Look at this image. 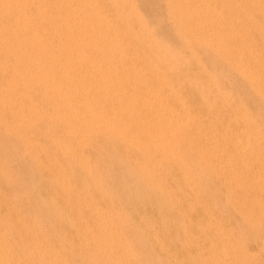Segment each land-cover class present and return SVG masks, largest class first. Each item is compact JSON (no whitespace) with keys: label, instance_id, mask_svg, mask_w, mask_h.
<instances>
[{"label":"bare ground","instance_id":"1","mask_svg":"<svg viewBox=\"0 0 264 264\" xmlns=\"http://www.w3.org/2000/svg\"><path fill=\"white\" fill-rule=\"evenodd\" d=\"M255 4L0 0V155L19 151L0 158V264H140L124 236L139 224L172 264L169 224L216 240L208 188L247 210L242 188L264 197L262 123L203 61L264 104L262 40L235 25Z\"/></svg>","mask_w":264,"mask_h":264},{"label":"rangeland","instance_id":"2","mask_svg":"<svg viewBox=\"0 0 264 264\" xmlns=\"http://www.w3.org/2000/svg\"><path fill=\"white\" fill-rule=\"evenodd\" d=\"M252 1H253L254 4L256 3L253 6L254 8L248 7L250 10H246L245 9L247 11V14L244 13L246 11L243 10V12H241V13L242 14L244 13V15H246V16H244L243 18L239 19V22L237 21L238 23L237 22L235 23V25L237 24L236 27H238V28H239V26L248 28V31H249L248 39L251 38V39H249V41L252 40V42L251 43L249 41H246V42L249 43L250 45H253L254 41L257 42L258 38H260L264 42V40H263L264 39V36H263V34H264V26H263V24H264L263 23V21H264V15H263L264 11H263L262 16H260L261 14L259 15L258 14L259 12H257L255 10V7H256L257 4H258L257 7L259 6L262 10L264 9V0H261L262 2L260 0H256V1L252 0ZM234 12L236 13L237 11L234 10ZM241 13H240V16H242ZM238 15H239V13H238ZM247 15H249V16L247 17ZM250 16H251V18H250ZM248 18H249V20H251V22L253 20V22L252 23L244 22V19H245V21H247ZM241 20H242V22H241L242 24L240 23ZM254 20L255 21L257 20V21L255 22ZM255 23H257V24H255ZM260 23L261 24L263 23V24L261 25ZM258 25H259V27H257ZM256 27H257L258 31H261V32H258ZM260 27H262V28L260 29ZM250 29H252V30H250ZM254 30L256 31L255 33H253ZM259 33H260V35H257ZM254 34H256L257 36L254 35ZM253 35L255 36V38L257 40L254 38V41H253V38H252ZM259 36H261V37H259ZM248 39H246V40H248ZM262 41L260 42V43H262V44H260L261 45V51H262V49H264V47H262V46H264V43ZM263 51H262V53L264 54ZM203 57L202 58H203V61L205 63L204 65H206L208 68H212L213 70L216 71V73L221 71V72H219V75H218L217 86L218 87H220V86L221 87H227V90H229L231 92H232V90H234L235 92L234 91L232 92L234 97L242 105L244 104L243 106H245V109H246L245 112H247V115H249V117L251 116L250 120L251 119L255 120V118H256L257 120H255V121L259 122L260 124L262 123V126L264 128V104L261 101H259L256 98L255 95L251 94V92H249L248 90H246L244 88V86H242L243 84H241V82H239L237 77L235 75H233L234 73L230 69H228L227 67L223 66L222 64L220 65V63H218V62L216 63L215 59H213L211 56H209L207 54L204 55ZM230 78H232V79H230ZM226 83H227V86H226ZM237 94H238V96H237ZM247 107H248L249 110L247 109ZM254 110H255V112H254ZM251 112H253V113H251ZM12 146L13 147L15 146L14 141H9V143L5 142L4 147H6V148L8 147L11 150L8 151V149H6V151H8V152H6L7 154H4V155L2 154L4 156L3 157L4 159L8 158L9 160L14 161V160H12V158H14L15 156H16L15 160L18 158L17 155H18L19 151H17L18 150L17 147L16 148L14 147V150H16L17 152L16 151L11 152V151H13L12 150L13 148H11ZM110 146H108L109 150H111L113 148V146H111V148H110ZM8 154H10V155H8ZM2 155H0L1 159H3ZM6 155L9 156V157H7ZM5 157H7V158H5ZM107 189H110V188H107ZM111 189L118 190V189H122V188H111ZM142 189L144 190V188H142ZM142 189L139 188V190H142ZM242 189L246 191L245 192L246 193L245 194L246 202H253L252 203L253 207L248 209L249 211L247 210L246 207H244L243 201L242 200L239 201L237 199V197H238L237 194L234 195L235 198L231 202L230 200L226 199L223 196L222 191L220 190V188H208V191H210L213 194V196H212L213 199H212L211 203H209L208 206L210 207L211 212L214 214V217L217 218L216 221L218 223V229H216L215 232H213L214 236H215V239H216L215 241H214V238L212 237L213 236L212 233L207 236V231L204 233V235L206 234L205 236H207V237H205V239H204V236H202L203 239H202V237L200 238L199 234H196V233L199 230L204 231L205 228L202 227V226L192 227L191 223L195 222V221H193L192 218L188 220V221L192 220V221H190L189 225L186 223V221L181 220V222L183 221L185 223L183 225L184 226L186 225L185 226L186 230L185 229H181L182 231L181 230L177 231L170 224H169L170 228L167 227V223L164 225V226L167 227V243L166 242H164V243L167 244V245L170 244L169 245V249H170V246H172L175 249L174 250L172 248L173 251L172 250L169 251L172 264H196V263L197 264H226V263L228 264V261H230V260H231V262H229V264H264V221L263 222L262 221L261 222H255L254 219H250L249 218V219L245 220V218L238 216V213H243V211L246 212L247 214H250V216L251 215H256L255 213L258 210H261V211L264 212V197L260 196V194L256 190V188H242ZM254 189H255V192H254ZM247 195H248V197L246 198ZM255 197H257V198H255ZM239 203H241V204H239ZM159 205H158V207H159ZM165 206H167V207H165ZM239 206H241V209H239ZM164 208L165 209L169 208V210H171V209L174 210V206H172L170 204L164 205ZM151 215L154 218L151 216L150 220H153V222L155 223V221L157 220V215L155 213H153ZM131 222H133V223H131ZM129 223H131L132 226H135V223H136V225L139 224L138 220L136 221V219L130 220ZM139 225H138V227L135 226L136 229H135V227H133L134 230H133V228H131L130 229L131 231H128L127 233L124 234V236L127 237L126 239L128 240L127 241L128 244L130 243L129 245H131L132 248L134 247L133 249H135V251L134 250L133 251L136 252V253H139L141 255L139 263L140 264H167V263L171 264V262L169 260L165 259V257L162 256V254L160 253L161 251H160L159 247L156 246V244H155V242H156L155 240L156 239L155 240L152 239L154 241V242H152L151 239L149 240L146 237L142 238L143 237L142 231H141L142 226H139ZM156 225H157V223L153 224V226H156ZM127 227H126V229H127ZM196 229H197V231L195 232L194 230H196ZM169 230H171V231H169ZM182 232H184V233H182ZM216 232L217 233L220 232V233L217 234ZM168 238H169V240H168ZM230 238H231V240H230ZM148 241H149V243H148ZM236 241H237V243H236ZM204 242L207 243V246H204L203 249H202V245H203ZM214 242H216V243L217 242H221L224 245V249L220 250L219 248H217L214 245ZM231 243L232 244L234 243V244L232 245ZM148 244H149V246H148ZM237 245H238V247H237ZM174 246H176V247H174ZM214 246H215V248H214ZM149 248H150V250H149ZM200 248H201V251H200ZM146 249H147V251H146ZM176 249H177V251H176ZM202 251H203L204 254L202 253ZM235 251H236V253H235ZM156 252H157V254H156ZM142 253H143V255H142ZM141 258H143V259H141ZM204 259H205V261H204Z\"/></svg>","mask_w":264,"mask_h":264}]
</instances>
